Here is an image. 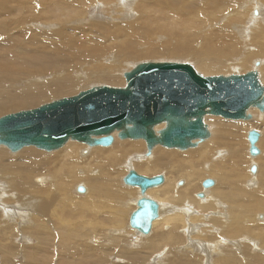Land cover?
Instances as JSON below:
<instances>
[{
	"label": "bare ground",
	"instance_id": "6f19581e",
	"mask_svg": "<svg viewBox=\"0 0 264 264\" xmlns=\"http://www.w3.org/2000/svg\"><path fill=\"white\" fill-rule=\"evenodd\" d=\"M233 5H240V9L230 11ZM49 6L50 8L47 9ZM220 8H224L228 13L222 9L223 13H220ZM252 8L253 16L259 15L260 18L251 19L247 12ZM205 9L213 18L199 16L203 14L198 12H203ZM221 15L223 16L218 21ZM245 15L249 21L248 19L246 21ZM196 19L200 20V24ZM216 21L218 25L212 31ZM175 28H184L195 34L203 32L204 46L198 51L199 53H189V49L181 43L185 35L177 34ZM155 34H165L170 41L177 38L182 47L178 46L175 51L170 49V46L155 48L152 45L156 39ZM236 36L244 45L241 58L238 56L240 59L237 61V66L244 70L248 58L264 56V0H0V114L13 109L14 106L25 107L48 97L61 95L92 79L117 80L113 69L126 60L140 55L141 46L147 48V54H188L189 59L195 60L200 73L207 76L212 70H218L220 69L218 67L230 61L226 57L235 50L233 45ZM15 37L28 45V52L23 62L16 61V58H20L22 50L16 49ZM225 45H228L226 51H224ZM249 48L254 49L253 52L250 50L252 53L247 51ZM159 49L162 50L157 51ZM11 52H15L16 55ZM106 55L110 56L108 63L104 61ZM73 62L85 66L93 65V68L85 72L79 71L71 79L60 78L65 70L70 69ZM104 63L107 65H103ZM253 66L258 68L261 85L264 86V61H255ZM47 78L50 81H47ZM255 111L263 115L264 105L263 109L250 107L246 112L247 119L244 121H250L251 114L253 115ZM260 116V122H246L244 125L238 123L235 125L227 122L230 119L214 116L225 121L215 118L212 130H209L210 126L205 124L207 132L205 138L191 140L184 149L170 148L182 153L169 148L165 150L160 144H154L151 148L146 146L145 152H142L143 139H120L116 132L110 134L113 144L102 147L89 145L86 147L69 140L63 147L57 149L58 151L54 150L55 152L52 153H49L51 151L42 153L39 149L38 151L35 148L25 147L19 153L9 156L1 149L0 184H2L1 180L5 179L7 185L6 188L0 187V215L8 218L6 227L12 228L13 224L9 223V220H13L14 216L18 219L24 216L21 209L27 218L28 212L33 210V215L41 217L43 223L47 225L46 228L57 229L61 240L64 237H68L69 240L72 239L71 234L78 229L80 233L86 223L103 228L102 230H105L104 227H121L124 216L127 215V211L124 210L126 208L130 210L129 220L137 209L136 202L141 197H146L153 199L159 205L157 218L151 224L150 232H153V237L163 239L161 241L167 243L172 231H182L181 233H185L186 236L192 234L188 237L191 247L188 249L190 248L191 251L205 249L201 252L205 254L207 262L213 253L223 256V250L219 247L224 244V237L218 238L219 242L216 244H209L210 242L208 243L202 236L206 235L207 230L201 227L198 232L195 231L201 218L194 214L189 216L193 211L189 207L193 203L201 209V212L207 210L206 207H211V210L215 211L213 213L220 215L215 220L221 225H227L222 226L220 230L225 236L234 238L242 232L245 238L258 237L259 244H263L264 239L259 235V231H264V227L252 229L250 224L253 221L248 224L249 218H253L255 213L264 212V133L261 134L252 128L260 127L264 130V115ZM158 126L164 128L165 124L154 126L153 130ZM248 127L251 129L246 131ZM158 131L154 130L156 134ZM245 131L248 157L251 156L249 159L243 151L244 141L241 144ZM250 131H257L259 135L253 143L247 138ZM114 137L122 141H117ZM201 142L205 145L195 148L203 144ZM251 146L259 153L251 155ZM127 155L133 160L126 165L125 176L129 170L146 176L150 171L161 167L165 177L159 174L163 177L160 186L147 188L142 193L139 187L126 185L123 176L122 183L134 192L117 191L116 180L119 179L120 171H123L122 163ZM252 165L256 166L254 173L250 172ZM247 169L252 177L247 175ZM199 170H202L203 175L208 179L216 178L215 182L211 180L212 186L204 188L201 184L203 189L212 187L200 192L202 197H198L200 193L195 194L196 198L204 199L203 201H195L188 193L190 189L197 190L191 183L194 182L192 177L196 176ZM170 171H175L177 177L187 176V181L179 182L181 187L173 188L177 177L170 175ZM22 175H24L23 181ZM34 175L45 178L44 183L34 184V179L32 180ZM231 178L237 183L231 182ZM73 185H76L74 193L79 192L80 195L75 193L70 198L67 196V191L72 189ZM83 191L86 194L81 193ZM12 195L17 200L15 204L10 202ZM218 207L221 213V208L224 210L222 214L215 210ZM59 210L63 213H58ZM201 212L197 213L201 214ZM241 220L246 221L242 230L238 227ZM130 230L143 236H148L150 233L144 235L135 229L130 228ZM255 231H258V234H255ZM95 234L96 239L101 240V235L98 232ZM117 234L113 231L108 232L107 242L115 241L116 246L122 238L121 233ZM144 242L146 245L149 241ZM99 243L94 241L89 245L85 241L78 246L74 245L76 247L71 245L70 248L64 244L66 247L64 255H67L68 259L70 256L87 264L91 262L88 263L86 259L92 256V260L98 264L99 256L95 255V252L104 250ZM233 245L240 253L242 244L233 243ZM137 246H140L139 243L133 245V247ZM74 248L78 251H74ZM69 249L72 250L68 251ZM75 253L79 255L76 257ZM127 257L130 258V255ZM131 257H134L133 254ZM137 261L141 262V259ZM94 262L92 261V264Z\"/></svg>",
	"mask_w": 264,
	"mask_h": 264
},
{
	"label": "water",
	"instance_id": "95a60500",
	"mask_svg": "<svg viewBox=\"0 0 264 264\" xmlns=\"http://www.w3.org/2000/svg\"><path fill=\"white\" fill-rule=\"evenodd\" d=\"M124 79L123 88L92 87L74 97L1 117L0 145L11 152L28 146L53 151L68 140L108 146L113 140L110 134L116 131L120 139H143L148 148L160 144L184 149L191 140L207 136L204 116L245 120L250 107L263 109L264 105V86L255 70L202 76L187 63L143 62L126 72ZM162 123L164 128L156 134L154 126ZM258 137L257 131H250L247 138L253 143ZM250 148L251 155L259 153ZM250 172H256L255 165ZM123 181L144 193L159 185L163 177H146L129 170ZM202 186H212V181L206 179ZM136 205L129 225L145 235L157 218L159 205L146 197Z\"/></svg>",
	"mask_w": 264,
	"mask_h": 264
},
{
	"label": "rangeland",
	"instance_id": "374dc122",
	"mask_svg": "<svg viewBox=\"0 0 264 264\" xmlns=\"http://www.w3.org/2000/svg\"><path fill=\"white\" fill-rule=\"evenodd\" d=\"M239 6L240 5L231 6L230 11L233 9H237V10L240 9ZM49 8H50V6L47 9H49ZM221 9L224 10V8H220V10L219 9L218 10L221 11L220 13H223ZM193 11H195V10H193ZM207 11L208 10L205 9L203 12H198L200 14H203V15H199V16H201V17H209V16L212 17L211 13H209V11L208 12ZM210 11H211V9H210ZM253 11L254 10L252 8L247 12L250 15L251 19L252 18L255 19L257 17L260 18L259 15L254 17ZM224 12H227V11L224 10ZM242 13H244V12H242ZM222 16L223 15H221L219 17V19H217V20L220 21ZM245 16H246V21H247L248 17H247V15H245ZM231 18H233V17H231ZM196 20L198 21V24H200V20L199 19H196ZM244 20H245V17H244ZM218 21L215 22L216 25L214 23V26L211 29L212 31L216 29V27L218 25ZM248 21H249V19H248ZM259 22H261V20H259ZM175 32L177 34L181 33V34L185 35L184 41H182L181 43H183V45H185V47L187 49H189V53L198 52L203 48L204 43L202 42L203 41V32L202 31L197 32L195 34V33L189 32V30H185L184 28H181V29L175 28ZM200 37L202 40L200 39ZM15 38H16V49L22 50V52L20 53L21 54L20 58H16V61L23 62L24 56L28 52V45L22 43L17 37H15ZM155 38L156 39H154V41H153L154 43H152L153 47H155V48H163V46H170V49L175 51L178 49V46H179V48L182 47V45L179 43V41H177V38H173L174 40L170 41L169 39H167L165 34H160V35L155 34ZM166 42H168V44ZM226 46H228V45L224 46V51H226ZM233 47L235 50H233V52H231L230 55H227V57H226V59H229L230 61H228V62L226 61L224 65H222L221 67H218L220 69L212 70V72H210V74L207 76L240 75V74L248 73L252 70H256L258 72L259 80L261 82V77H260V73L258 71V68H255L253 65H254L255 61H258V62H260L262 60L264 61V56L257 55L256 57L248 58L246 68H244V70H243V69H241L240 66H237L238 65L237 61H238V59L241 58L240 56H242V52H243L242 47H244V45L242 44L241 39H239L237 36L235 38V43H234ZM146 49L147 48L145 46H141L140 50H139L140 55L131 59L132 61L126 60L125 62H123V64H121L118 67L113 69L114 76L118 78L117 80L107 81V80L92 79L88 83H83V84L78 85L74 90H67L66 92H63L61 95L57 94V95L48 97L46 99H43L42 101L32 103V104L25 106V107L24 106H14L13 109L0 114V118L7 115V114L35 109V108H38L44 104H48V103H51L53 101L65 98V97L74 96L81 91L90 89L91 87L106 85V86H110V87H114V88H122L125 85L123 74L125 72L131 71L137 64L143 63V62L187 63L193 67V69L195 70L196 73H198L202 76H206V75H203V73H200L201 71H199L195 65L196 64L195 60L192 58L189 59L188 54H184V55H182V53L174 54V55H171V54H165L164 55L161 53H152V54L148 53L147 54ZM160 50H162V49H159L157 51H160ZM250 50L253 52L254 49L249 48L247 50V51H249V53H252ZM11 53H14V55H16L15 52H11ZM106 56H104L105 59L104 58L103 59H104V61H106L108 63L110 61V56H108V55H106ZM234 59H237V60H235L236 62L234 61ZM107 63H104L103 65H107ZM3 68H5V67L3 66ZM91 68H93V65L85 66V65L79 64L77 62H73L70 69L65 70L63 72V74L60 75L61 76L60 78L71 79V78H73L75 73H78L79 71L85 72L86 70L91 69ZM81 69H83V70H81ZM2 70H4V69H2ZM7 72H4V73H7ZM45 76H47V75H45ZM47 81H50V79L47 78ZM248 114H249V112H248ZM260 115L263 116L264 113L262 115L260 113H257V111H255V113H253V115L251 114L252 118L250 121L227 120V122L233 123L235 125L237 123L244 125V123H246V122L247 123H253V121L260 122V119H259ZM215 118H218L221 121H225V119H222L220 117H215ZM215 118H214V116H206L205 124L207 126H210L209 130L213 129V125H214L213 122H214ZM161 128H163V126L155 127L154 130L155 131H156V129L160 130ZM252 128L257 130L261 134L264 133L263 128H260V127H258V128L252 127ZM250 129H251V127H248L246 129V131H249ZM246 131H245L244 136L241 138V144L244 141V148H243V145L241 147L243 148V151L245 152V156L249 159V157H251V156L248 157V154H249L248 150H247L248 149V147H247L248 143H247L246 137H245ZM116 137H114V138L117 141H122ZM124 140H129V139H124ZM140 141L143 142V140H140ZM76 143H79V142H76ZM201 143H203V144H199L195 148H198L199 146L205 145L204 142H201ZM81 144H83V143H81ZM83 145L88 147L87 144H83ZM143 145L144 146H143L142 152H145L144 151V150H146L145 142H143ZM2 146L3 145L0 146V150L3 149L5 151V153L9 156H13L16 153H19V151L23 149L22 148L16 152H11L6 146H3V147ZM92 146L98 147L99 145H97V146L92 145ZM28 147L35 148V150H38V148L33 147V146H28ZM159 147H161V146H159ZM162 148L165 150H169V149L164 148V147H162ZM192 149H194V148H192ZM39 150L42 153H48L49 152V151H45L42 149H39ZM170 150L180 152L177 149H170ZM55 151H58V150H55ZM55 151L53 150L49 153H52ZM142 152H139V154ZM180 153H182V152H180ZM126 154H127V152L125 153V155ZM84 156H86V155H84ZM130 160H133V158L131 156H130V159H129L128 155L124 158V161L122 163L123 171L122 170L120 171V176L118 177L119 179L116 180L117 181L116 189L119 192H125V193L131 192L132 193V191H133L129 186L124 185L121 181V178L123 176H125V174L127 172V170H126L127 166L126 165L129 162H131ZM255 165L257 166L258 164H255ZM245 167H244V170H245ZM246 173H247V175H249L251 177L253 176L251 173H249L248 169H247ZM147 174L148 175H146V177L147 176L153 177V176H156L159 174L164 176L165 172H163L162 168L160 167V168H156L153 171H150ZM170 175L177 177V176H175L176 175L175 171L171 172ZM187 178L188 177L185 175H181V176L177 177L175 179L176 181L174 182L173 188L181 187V186H179L178 183L179 182L185 183L187 181ZM213 178L214 177L209 178V179L214 180V182H215L216 178H214V179ZM21 179H22V181L24 180V175L21 176ZM38 179L41 181H39ZM44 179L45 178H42V176H37V175H34L32 177L33 183L36 185L44 183L43 182ZM192 179L194 182L193 183L190 182V183L192 184V186H195L197 188V190L191 191V189H190L188 193L192 196V199H194L195 201H203L204 199L201 200L200 198H196L195 194L200 193V192H204V191L212 188V187H210L208 189H203L201 186V184H202L201 181H204V179H208V178L203 175L202 170H199V173L196 176L192 177ZM232 180H234V178H231V182H235V180L234 181H232ZM1 182H2V184H0V187L6 188L7 182L5 181V179H2ZM236 183L237 182H235V184ZM44 185H46V184H44ZM75 186L76 185H73L72 189H68L69 190V191H67L68 197L71 198L72 195H74L76 193V192L74 193ZM125 190H127V191H125ZM81 193H85V191H83ZM216 193H217V191H216ZM11 194H12V192H11ZM77 195H80L79 192ZM204 198H205V195H204ZM10 202H13V204H15L17 202V200L15 198H13V195H12ZM190 208L193 211L191 212V211L187 210L188 212H191V214L189 216L194 214V216L198 215L201 218L198 222L200 227H199V225H197L198 229H196L195 231L198 232L202 228L207 230L206 235H202V236H204V239H207L208 243L210 242L209 244H216L217 242H219V239L222 236L224 237V239H223L224 244L220 245L222 247H219L220 249L223 250V253H224L223 256H218L217 254L213 253V254H211L210 260L207 262L205 259L206 258L205 254H202V252H201V251H205V249H203V250H192V251L189 250L191 247L189 244V238L188 237L192 234H190L189 236H186L185 233H181L182 231L181 232H177V231L170 232V239L167 240V243L162 242L163 239H158L157 237H153V234H152L153 232H150L148 234V236L139 235L138 233H135L132 230H130L131 227L129 226V220H128V217H129L128 212L130 210H127V208L124 210V211H127V215H126V217L124 216V219H123L124 223H122L121 227H119V228H116V227H110V228L106 227L105 228L104 227L105 230H102L103 228L100 229L96 225H92V224L89 225L88 223H86L87 225L82 226L81 232L79 233V229L76 230L74 234H71L72 239H69V240H68V237H64L63 240H61L57 234V229L51 230V228H46L47 225L43 223L42 218L38 217L36 214L33 215V212H34L33 210L28 212L29 215L27 218V216H25V212L23 211V209H21L22 214L24 216L20 217L19 219L16 216H14L13 220H9L10 221L9 223L13 224L12 228L6 227L7 223H8V221H7L8 218L6 216L0 215V217H2V219L0 220V264H87L86 262L79 261L80 259L78 260L76 258H70V256L68 259V258H66L67 255H64V252L66 249V247H64V244H67V246H69V248H70L71 245L73 247H76V246H78L79 243L83 244L85 241L89 245L93 244L94 241H98V242H100L99 243L100 247L104 248V250H102L101 252H99V251H97V253L95 252V255L99 256L100 262L97 260L98 264H100V263H102V264H130V263L131 264H215L216 262H217L216 264H264V243L259 244V238L258 237L255 238V236L252 235L253 237L248 236L249 238H245L241 234L242 232L237 237H234V238L230 237L229 235L225 236L223 231H220V230L222 229V226H225L226 224L221 225L220 222H217V220H215V219H218L217 217L218 216L220 217V215H218L217 213H213L215 211L211 210V207H206L207 210H203V212H201V209H198V207L195 205V203H193V204H190L189 209ZM176 209H179V208L176 207ZM218 209H219V207L217 209L215 208V210H217V212L220 214L221 212L218 211ZM199 211L201 212V214L197 213ZM221 211H222V213L224 212V210L222 208H221ZM58 213H63V212L59 210ZM256 214H258V215L256 216ZM253 216L254 217L249 218V221H248V224H250L251 221H253V223L250 224L252 226V229H256L258 227H264V226H262V225H264V212L255 213ZM31 221H32V223H31L32 225L30 224ZM84 223H85V221H84ZM245 224H246V221L241 220L240 225H238L239 229L242 230L243 227H245ZM246 226H248V225H246ZM112 231L114 233L116 232V234L118 233L117 235H119V233H121L120 237H122V238L119 239V241H118L119 246H117L118 244L115 246V241L110 242V243L107 242V241H109V240H107L108 239L107 238L108 232L111 233ZM185 231L187 232V230H185ZM224 231H225V229H224ZM95 232H98L101 235V237H102L101 240L96 239ZM256 233L258 234V231H255V234ZM194 234H195V232H194ZM259 235L264 239V231H259ZM110 236L113 239H116L115 236H112L111 234H110ZM84 239H85V241H83ZM150 239H152V240H150ZM156 239H158V240L156 241ZM145 240H146V242L149 241L148 243H146L147 246L145 245V242H144ZM251 241H253L254 243ZM211 242H213V243H211ZM126 243L128 245H126ZM136 243H139L140 246L133 247V245H135ZM233 243L234 244H238V243L242 244V248H241L240 253H238L236 251L237 249L234 247ZM74 245H76V246H74ZM96 247H98V246H96ZM188 247H190V248L188 249ZM72 249H69L68 251H70ZM141 249H142V251H141ZM74 251H78V250L76 248H74ZM140 251L142 254L140 253ZM195 252H197V253H195ZM132 254L134 257H131ZM78 255H79L78 253H75L76 257ZM129 255H130V258L127 257ZM88 259H90V260H88ZM88 259H86L87 262L89 261L88 263L91 262V264H92V261L94 262V260H92L93 259L92 256ZM94 259H97V258H94ZM138 259H141V262L137 261ZM94 264H96V263L94 262Z\"/></svg>",
	"mask_w": 264,
	"mask_h": 264
}]
</instances>
